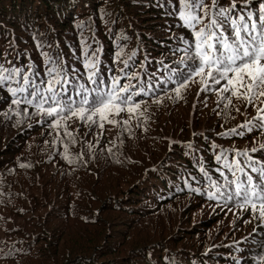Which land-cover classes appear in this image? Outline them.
Segmentation results:
<instances>
[{
    "label": "trees",
    "instance_id": "trees-1",
    "mask_svg": "<svg viewBox=\"0 0 264 264\" xmlns=\"http://www.w3.org/2000/svg\"><path fill=\"white\" fill-rule=\"evenodd\" d=\"M259 2L217 0L204 22L234 3L219 18L230 36L231 19L252 12L259 23ZM178 3L0 0V66L19 68L20 85L24 74L39 85L63 65L71 91L95 61L106 84L130 83L141 103L103 128L69 119V137L52 118L11 105L0 86V264H261L264 222L235 197L208 192L210 180L224 184L220 171L232 179L224 164L234 159L260 182L236 153L264 164V105L225 93L229 104L216 90L223 81L205 91L199 78L176 96L168 77L190 39Z\"/></svg>",
    "mask_w": 264,
    "mask_h": 264
},
{
    "label": "snow or ice",
    "instance_id": "snow-or-ice-1",
    "mask_svg": "<svg viewBox=\"0 0 264 264\" xmlns=\"http://www.w3.org/2000/svg\"><path fill=\"white\" fill-rule=\"evenodd\" d=\"M248 2L249 0H245V3ZM217 7V0H212L211 4L205 3V0H179V20L189 31L190 39L183 40L186 45L183 49L184 56L177 66L171 69L172 74L168 77V81L175 85L173 90L177 97L181 96L182 89L187 88L190 83H195L196 78H199L198 82L205 91L209 80L217 86L223 81V85L216 89L222 97L225 93H230L231 97L243 99L249 105H254L256 101L264 105L262 99L264 98V0L258 4L259 23L253 19L252 12L248 13L247 22L244 16L231 19L230 36L221 31L223 22L219 18L228 20V14L236 5L232 3L228 8L219 7V12H214L209 22L205 23L210 11ZM117 55L119 56L120 53ZM180 65L184 68L181 69ZM84 67L89 69L87 81L85 83L73 81L71 91L68 87L69 76L63 65L48 68V79L41 80L39 85L34 84L27 74L23 75V85H20L16 80L21 75L19 68L0 66V86L7 85L6 90L10 94L11 105H25L23 109L25 113L31 107L41 118H52L51 127L64 128L65 135L69 137L71 133L66 124L69 119H79L91 124L99 121V126L103 128L104 122L118 124L119 120L116 117L125 111L129 114V118L136 114L141 103L135 100L134 96L140 93H136L134 89L130 91L133 88L130 83L122 84L120 79L113 76L110 85L106 84L96 70L95 61L86 62ZM14 80L17 87L9 83ZM89 83L94 87H88ZM224 98L228 99L229 104L231 103L229 97ZM19 114L18 112L17 115ZM257 119L258 126L264 129V107L257 108ZM128 122L125 120L124 124ZM246 123L250 126L252 121ZM260 150H264V143L260 144ZM251 151L257 152V148L253 146ZM236 154L252 161L251 172L258 174L260 182L257 183L256 179L245 171V167L238 159H234L231 163L225 161L224 168L231 172L232 179L220 171L224 184L210 180L209 186L213 191H209L208 196L210 199L223 196L228 200L235 197L240 201L241 209L250 208L251 212L254 215L258 214L259 220L264 222V164L256 167L259 162L253 161L247 151H237ZM221 158V156L216 157L217 161ZM201 171L204 172V169L201 168ZM204 174L207 175L206 172ZM222 189L234 190L222 191ZM261 264H264V257L261 258Z\"/></svg>",
    "mask_w": 264,
    "mask_h": 264
}]
</instances>
